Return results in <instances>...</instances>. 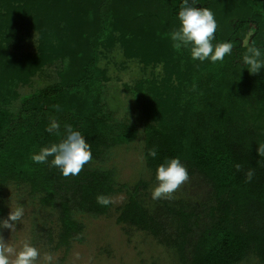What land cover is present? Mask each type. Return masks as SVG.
Masks as SVG:
<instances>
[{
  "label": "trees",
  "instance_id": "16d2710c",
  "mask_svg": "<svg viewBox=\"0 0 264 264\" xmlns=\"http://www.w3.org/2000/svg\"><path fill=\"white\" fill-rule=\"evenodd\" d=\"M198 2L197 7H206L208 0ZM181 3L0 0V190L10 183H25L33 193L44 194L42 202H50L68 177L50 163H34L31 155L63 139L64 128L58 134L47 128L51 119L62 118L64 113L72 114L66 124L86 137L93 158L109 144L126 143L138 135L131 122L113 134L110 117L100 104V79L105 71L97 65L99 47L116 43L104 41H115L118 32L121 43L130 42L129 50L128 43L124 47L127 58L145 66L163 61L172 66L160 84L145 80L133 88L142 109L144 155L153 179L160 163L179 157L189 175L210 182L221 199L229 196L228 201L218 198L220 203L209 207L211 224L201 228L196 220L200 214L183 203L163 202L162 213L151 212L137 196L147 187L139 182L122 207L119 222L169 241L182 264H238L251 253L264 264V156L258 154V144L264 145V69L251 74L238 62L248 46L264 47V0H211L206 8L214 12L218 23L214 43L233 46L232 54L215 64L193 61L187 49L173 48L170 33L180 26ZM231 6L242 15L227 17L217 9ZM35 33L38 52H24L25 39ZM57 61L61 62L57 86L23 93L45 65ZM66 86L72 87L71 92ZM22 106L28 117L16 121L13 107ZM153 147L158 149L156 159L147 155ZM250 169L255 175L249 183L246 173ZM74 183L79 209L101 215L111 208L112 204L102 207L96 200L98 195L114 193L109 171H90L85 165ZM70 203L61 204L64 245L76 239L74 233L79 231ZM4 213L0 203V219ZM170 219L177 223L172 232ZM46 232L50 235L51 230Z\"/></svg>",
  "mask_w": 264,
  "mask_h": 264
},
{
  "label": "rangeland",
  "instance_id": "374dc122",
  "mask_svg": "<svg viewBox=\"0 0 264 264\" xmlns=\"http://www.w3.org/2000/svg\"><path fill=\"white\" fill-rule=\"evenodd\" d=\"M211 4V0H208L206 7ZM217 9L227 17L240 14L233 6ZM133 14H130L131 17ZM116 17L121 18V15ZM253 29L252 24L250 30L253 32ZM115 33L117 34L115 41L112 39L104 42L116 43L110 47L104 44L99 47L97 65L105 71L104 77L101 76L100 79V104L104 113L110 117L108 124L113 134H118L121 126L130 122L136 126L139 133L131 141L115 146L109 144L102 148L98 157L86 164L90 171L105 170L112 174L114 193L110 197L114 202L111 208L101 215L79 209L75 205L77 198L74 195V176H69L66 182L58 187L48 203L42 202L44 194L33 193L29 185L10 183L0 190V203L5 210L2 218H7L11 207L22 206L25 214L22 223L17 224L13 232L4 229L0 231V236L17 251L25 242L35 245L41 250L42 257L46 253L52 255V264H182L175 246L168 245L169 241L156 238L151 233L130 224L120 223L122 207L135 193V186L139 182H145L147 187L141 188L137 196L147 209L154 213L157 211L162 213L163 202L183 203L195 210L198 216L200 214L196 220L199 221L200 227L204 228L211 224L209 207L220 203L221 198L217 196L210 182L198 175H189V180L177 190L173 199L152 200L151 193L156 181L145 160V127L141 121L143 114L133 88L145 80H157L160 84L162 78H167V72L172 70V66L165 61L145 66L135 58H127L124 47L128 43L129 50L130 42L127 40L126 44L121 43L122 41L117 38L118 32ZM248 36L243 48L247 47ZM24 42V52L29 54L38 52L39 41L36 33L32 37H27ZM245 54L243 51L239 54V63H242ZM232 63L234 64V61ZM60 70L61 62L45 65L43 71L34 76L31 85L24 88L23 93H31L46 86H57L60 81L58 76ZM172 85L176 86L177 80L173 79ZM71 88L66 86L65 89L71 92ZM13 111L16 121L27 118L29 114L25 107H13ZM72 117L71 113H64L62 118L51 119L48 126L55 121L65 129L66 123H69ZM228 199L229 196L226 194L221 202ZM64 200L71 201V217L79 226V231L74 233L76 239H71L68 245L61 244L60 239L61 204ZM169 222V229L172 232L177 223L172 219ZM48 229L51 230L50 235L46 232ZM200 230H196L197 233ZM38 264L45 262L41 259ZM238 264L263 263L251 253Z\"/></svg>",
  "mask_w": 264,
  "mask_h": 264
},
{
  "label": "clouds",
  "instance_id": "9594fccd",
  "mask_svg": "<svg viewBox=\"0 0 264 264\" xmlns=\"http://www.w3.org/2000/svg\"><path fill=\"white\" fill-rule=\"evenodd\" d=\"M198 0H182L178 12L180 26L170 33L172 46L176 50L187 49L193 61L201 63L208 61L213 64L223 62L226 56H230L233 46L230 42H215L218 23L212 10L206 7H197ZM244 68L251 74H258L264 69V47L256 45L248 46L247 53L242 58ZM159 70V69H158ZM59 111V106H56ZM61 125L53 121L47 131L54 130L59 133ZM259 156H264V145L258 144ZM147 155L152 159L158 156V149L153 147ZM52 158L49 161V158ZM93 159L91 144L86 137L71 125H65V135L59 143L45 146L39 152L31 155V160L36 164H49L58 168L64 177L77 176L85 165ZM237 171L241 166L235 165ZM254 170H248L246 181L254 178ZM189 180L187 167L179 157L167 158L156 168L155 181L151 198L153 201L161 199H173L177 190ZM97 203L102 207L111 205L114 201L111 197L98 195ZM25 214L24 207H11L7 218L0 219V231L9 229L12 232L17 224L22 223ZM14 257V259H13ZM43 259L45 264H52L51 254H44L35 245L25 242L19 251L0 236V264H38Z\"/></svg>",
  "mask_w": 264,
  "mask_h": 264
}]
</instances>
